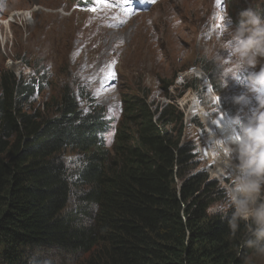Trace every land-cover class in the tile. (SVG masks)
I'll list each match as a JSON object with an SVG mask.
<instances>
[{"label": "trees", "instance_id": "16d2710c", "mask_svg": "<svg viewBox=\"0 0 264 264\" xmlns=\"http://www.w3.org/2000/svg\"><path fill=\"white\" fill-rule=\"evenodd\" d=\"M201 69L208 92H221L214 65ZM44 84L41 69L27 74L17 63L0 72V264H59L54 255L79 264H249L245 224L233 232L206 211L223 198L221 182L196 170V142L177 106L157 115L145 97H125L111 150L105 106L83 108L70 86L53 115L31 109ZM186 86L208 89L198 79ZM66 150L79 154L74 169Z\"/></svg>", "mask_w": 264, "mask_h": 264}, {"label": "rangeland", "instance_id": "374dc122", "mask_svg": "<svg viewBox=\"0 0 264 264\" xmlns=\"http://www.w3.org/2000/svg\"><path fill=\"white\" fill-rule=\"evenodd\" d=\"M87 3L90 6H82ZM92 7L96 5L91 0H0V72L18 63L24 73L41 69L45 75V90L34 96L30 108L51 114L64 89L73 87L83 108L90 103L106 107L104 140L112 150L126 119L125 97H145L154 114L156 107L175 103L196 142V170L206 169L215 178L234 170L235 151L225 152L236 135L231 118L240 115L246 120L256 101L231 77L228 86L222 87L218 65L206 50H218L226 57L219 47L228 40L225 25H238L239 13L249 7L264 10V0H137L130 17L125 16L128 5L122 0H106L95 12L89 10ZM204 60L216 68L221 92H208L211 82L199 93L193 88L186 91L178 81L207 83L204 76L208 79V75L201 69ZM241 94L252 96V104L243 112L232 100ZM61 157L69 168L79 164L77 151L66 150ZM33 251L42 257L55 253L49 248ZM54 258L59 264H79L65 255ZM249 264H264V255L252 253Z\"/></svg>", "mask_w": 264, "mask_h": 264}, {"label": "clouds", "instance_id": "9594fccd", "mask_svg": "<svg viewBox=\"0 0 264 264\" xmlns=\"http://www.w3.org/2000/svg\"><path fill=\"white\" fill-rule=\"evenodd\" d=\"M224 31L228 40L219 47L227 56L212 49L206 50V54L218 65L222 87L228 86L227 78L231 77L254 96L256 106L246 120L240 115L231 118L236 135L225 152L235 151L234 170L230 182L220 184L223 198L209 205L206 211L226 220L233 232L239 230L241 223L245 224V245L264 255V10L252 7L242 10L238 25L234 28L225 25ZM178 81L184 83L186 91L191 90L188 88L192 87L186 86L187 81ZM204 83L209 84L208 79ZM252 96L241 94L232 100L243 112L252 104Z\"/></svg>", "mask_w": 264, "mask_h": 264}, {"label": "snow or ice", "instance_id": "6c2138e0", "mask_svg": "<svg viewBox=\"0 0 264 264\" xmlns=\"http://www.w3.org/2000/svg\"><path fill=\"white\" fill-rule=\"evenodd\" d=\"M86 2H89V0H86ZM91 2L96 5V7H92V8L89 9L90 11H93V12H95L97 10V7L100 6L101 4H106V0H91ZM122 2L128 5V7L125 8V10H124L125 11V16L126 17H130L131 15H134L135 13L132 10V6H133L134 3L137 2V0H122ZM138 2L139 3H144V2H146V0H138ZM147 2H155V0H147ZM219 2H220V0H218V3ZM106 6L112 7L113 5L108 4ZM123 22H125V21H121V23H123ZM109 76L110 77H114V73L109 71ZM221 119H223V118H221ZM216 123L218 124L219 121H217ZM233 139H234V137H233Z\"/></svg>", "mask_w": 264, "mask_h": 264}, {"label": "bare ground", "instance_id": "6f19581e", "mask_svg": "<svg viewBox=\"0 0 264 264\" xmlns=\"http://www.w3.org/2000/svg\"><path fill=\"white\" fill-rule=\"evenodd\" d=\"M21 13V12H20ZM18 15H19V13H18Z\"/></svg>", "mask_w": 264, "mask_h": 264}]
</instances>
